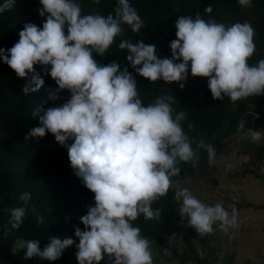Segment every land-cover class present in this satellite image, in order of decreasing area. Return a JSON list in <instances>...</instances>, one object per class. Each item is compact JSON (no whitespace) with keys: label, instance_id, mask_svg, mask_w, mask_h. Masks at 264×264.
<instances>
[{"label":"clouds","instance_id":"1","mask_svg":"<svg viewBox=\"0 0 264 264\" xmlns=\"http://www.w3.org/2000/svg\"><path fill=\"white\" fill-rule=\"evenodd\" d=\"M12 2L0 5V13L10 9ZM39 3V15L46 17L42 28L31 22L24 24L19 40L10 49L0 48V60L18 78L30 81L23 88L26 95L43 87L44 79L34 67L37 65L58 86L50 94L52 101L59 99L61 91L70 92V99L61 106L33 111L39 126L32 128L28 137L38 140L51 133L66 147L74 175L94 194V206L80 218L84 230L75 229L78 264H100L105 255L112 264H153L150 241L133 222L141 215L148 220L159 218V210L154 211L152 205L170 188H175L174 198L180 202V217L200 235L211 234L217 224L224 232L235 227L234 208L230 216L221 203L206 205L188 188L172 182V177L180 174V163L198 165L199 149H206L209 162L216 156V148L204 141L193 149V141L182 127L186 112L180 111L173 118L174 97L158 96L145 106L128 67L121 70L117 62L101 65L93 58L94 52L105 55L115 38L123 34L122 25L137 34L144 27L129 0H118L115 15L106 17L83 15L75 0ZM99 3L92 0L93 5ZM238 3L251 6V0ZM212 11L211 5L204 9L209 16ZM175 35L170 42L171 58H158L156 46L143 41L122 40L119 48L127 50L131 68L150 82L178 83L182 89L190 68L192 77L207 78L215 100L229 97L236 102L264 95V59L255 65L248 63L256 52L255 30L250 23L226 25L211 17L205 20L200 14L195 19L180 16L175 21ZM243 127L244 122H239L238 131ZM193 128V124L188 125L189 131ZM262 134L247 131L253 143L259 142ZM30 199L27 191L19 196L25 205ZM25 214V207L10 210L5 236L21 227ZM43 223L44 217L38 216L37 224ZM74 243L70 237L62 240L51 236L41 250L40 240L17 238L11 252L24 251L25 260L39 257L56 261ZM164 255H171L167 248Z\"/></svg>","mask_w":264,"mask_h":264},{"label":"trees","instance_id":"2","mask_svg":"<svg viewBox=\"0 0 264 264\" xmlns=\"http://www.w3.org/2000/svg\"><path fill=\"white\" fill-rule=\"evenodd\" d=\"M5 2L0 0V5ZM75 2L81 6L83 15L98 13L105 17L109 14L114 16L118 5V0H100L98 5H93L92 0ZM129 3L137 10L144 27L137 34L129 26L122 25L123 34L115 38L104 56L93 53V58L99 64L117 62L121 70L128 67L136 80L138 98L145 106L154 103L158 96L174 97L173 118L180 111L186 112L182 127L193 141V149L197 148L200 141H204L216 148L218 156L235 136L242 137L245 147L248 129L264 130V95H253L236 102H232L229 97L215 100L207 86V78L192 77L190 68L182 89L178 83L168 84L163 80L150 82L131 68L126 59L127 50L119 48L122 40L132 43L143 41L156 46L158 58H171L170 42L177 38L175 21L180 16L195 19L200 14L205 20L211 17L226 25L250 23L255 30L256 52L248 63L255 65L264 59V0H251L249 7H242L238 0H129ZM208 5L213 7L210 16L204 13ZM40 7L39 0H13L10 9L0 13V48L10 49L19 40V31L26 23L31 22L42 28L46 17L39 15ZM34 67L42 75L44 84L39 92L26 95L23 88L30 81L18 78L0 60V264H78L76 245L79 240L75 237V229L79 227L81 231L84 230L80 218L87 214L89 206H94V194L74 175L66 147L58 144L51 133L38 140L28 137L29 131L39 126L38 119L32 115L37 107L46 109L61 106L70 99V92L63 90L59 93V99L52 101L50 94L58 86L50 75L44 74L42 66ZM47 70L50 71V66ZM241 121L244 127L238 131ZM189 124L194 125L192 131L188 130ZM249 150L247 152L255 166L264 164V142ZM197 156L199 162L196 167L183 162L178 165L181 171L178 176L172 177L173 184L178 185L180 180L192 176L209 160L206 149H199ZM246 174L261 179L255 170L246 168L234 173L233 178ZM262 182L264 184V180ZM212 184L215 182L212 181ZM26 191L31 193L27 205L19 200V196ZM174 196L175 188H170L167 195L153 203V210L158 209L160 212L159 218L148 220L141 215L133 222L134 227L140 228L141 235L152 241L153 264H220L218 254L222 251L215 245L218 232H222L218 224L213 226L211 234L200 235L188 226L186 219L180 217ZM231 203L236 206V210L251 206L243 200ZM15 207H25L26 214L21 227L5 236L10 210ZM38 216L44 217L43 224H37ZM51 236L62 240L70 237L75 241L56 261L39 257L25 260L24 251L16 255L11 252L17 238L38 239L43 250ZM172 242L178 243L181 250ZM193 245L197 247L198 253ZM165 248L171 253L170 256L164 255ZM234 260L233 249L221 256V264H234ZM100 264L112 262L105 255Z\"/></svg>","mask_w":264,"mask_h":264},{"label":"rangeland","instance_id":"3","mask_svg":"<svg viewBox=\"0 0 264 264\" xmlns=\"http://www.w3.org/2000/svg\"><path fill=\"white\" fill-rule=\"evenodd\" d=\"M264 133V130H259ZM247 143L243 146L240 135L234 137L232 142L223 147L224 152L200 166L192 175L178 182L181 188H188L193 196L202 203L214 206L221 203L230 216L235 209L236 226L229 228L228 232H218L216 247L222 252L218 254L221 264V256L224 252L233 249L235 253L234 264H264V164L255 166L252 157L247 151L250 148L264 142V134L259 142L253 143L247 136ZM246 149V150H245ZM246 153H245V152ZM244 168L255 170L261 179L246 174L244 177L233 178L234 173L241 172ZM212 181L215 184H212ZM243 200L249 203V208L236 210L231 203ZM178 208L180 207V202ZM173 245L181 247L178 243ZM196 252L198 249L193 245ZM152 258L154 253L152 241H150ZM154 263V259H153Z\"/></svg>","mask_w":264,"mask_h":264}]
</instances>
